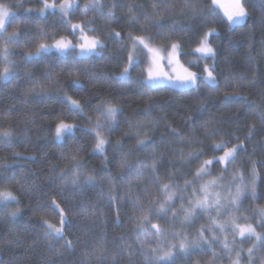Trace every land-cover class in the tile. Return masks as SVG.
I'll return each instance as SVG.
<instances>
[{"label": "trees", "instance_id": "trees-1", "mask_svg": "<svg viewBox=\"0 0 264 264\" xmlns=\"http://www.w3.org/2000/svg\"><path fill=\"white\" fill-rule=\"evenodd\" d=\"M72 2L77 7L67 19L59 12L41 14L44 0H0L14 12L5 35L18 34L15 43L0 38V74L5 67L15 74L0 80V133L11 134L10 143L0 136V192L10 191L18 200L0 206V264H149L153 240L143 236L137 218L139 207L149 203L146 197L161 202L165 198L150 170L153 160L159 161L156 175L173 185L169 192H178L187 209L193 189L185 190V179L191 180L204 160L223 155L212 151L222 141L229 147L242 146L234 164L223 172L224 164L208 166L210 175L196 181V187L215 179L225 193L239 174L251 177L252 184L255 164V197L251 186L241 210L256 216L264 207V0H242L247 18L231 27L221 8L218 15L209 14L212 0H187V7L185 0ZM74 22L95 29L89 32L104 44L99 55L75 58L52 52L25 58L41 43L73 37L67 29ZM210 29H214L209 39L215 49L213 62L194 51ZM130 33L151 37L152 44L179 43L182 63L197 73L196 86L146 87L144 56L127 79H120L132 51ZM211 65L215 86L205 83L204 68ZM77 79L79 84H74ZM72 100L82 105L83 112L73 108ZM107 103L120 110L116 123H107L101 133L109 141L102 155L93 149L92 129L103 110L96 106ZM61 120L77 129L74 136L57 142L55 127ZM206 128L214 134L208 135ZM192 152L202 154L197 158L189 155ZM76 153L80 167L72 159ZM122 160H126L123 168ZM73 171L82 179L68 187ZM89 176L94 180L86 183ZM60 209L66 223L63 237L57 238L46 232L44 222L59 228ZM12 211H17L15 217L9 215ZM147 215L146 228L168 218L155 209ZM180 217L182 209L170 220ZM257 229L264 235L261 224ZM142 242H146L143 249ZM233 246L240 253V264H264V254L253 260L256 252L264 251V241L244 238ZM204 248L175 256L170 264L228 262L220 252Z\"/></svg>", "mask_w": 264, "mask_h": 264}, {"label": "snow or ice", "instance_id": "snow-or-ice-1", "mask_svg": "<svg viewBox=\"0 0 264 264\" xmlns=\"http://www.w3.org/2000/svg\"><path fill=\"white\" fill-rule=\"evenodd\" d=\"M18 6V5H17ZM98 6V5H97ZM187 0H185V7H187ZM77 5H75L72 0H63V3L59 5V11L61 13V16H67L68 13H70L74 8H76ZM90 5H86L84 8V13L86 14ZM55 9L56 5L55 3L49 4L47 0H44V6L42 9H40L41 14L46 12L48 9ZM224 8V15L227 17V22L229 26L231 27L234 24L242 23L247 18V10L244 7L242 0H232V3L229 7H225L223 4H221L220 0H212V4L210 6V12L209 14L212 16H216L219 14V9ZM14 15L8 10V6L0 5V38H4L6 42H17L18 41V34L12 33L11 35H5L7 32V27L9 26V17ZM86 25L82 24H71L70 27L67 29L70 34L75 37L76 32H80V37L78 39L77 43H73L72 40L66 39L65 37H60L58 40H54V43L47 44V43H41L35 53H28L25 57L26 59H32L37 56H41L47 52H50L53 48L58 52L60 56H71L74 55L75 58H87L93 55H99L98 49H103L104 44L103 42L95 37H89L85 33ZM89 31L94 32L95 29H89ZM214 33V29H210L208 33L205 34V38H202L199 42L200 46L195 49V52L201 54V59L213 56L214 57V49L211 46V44L207 40V36ZM119 33H116V36L119 37ZM129 40L132 43V51L128 54V65L130 67H134L137 63H139V57L135 54L137 50L144 51L146 50L145 55H151L153 59V63L156 62V58L163 59L162 56L159 55L160 51H166V49H156L151 47V37H144V36H135L133 37L131 33L129 34ZM142 46V47H141ZM171 54L175 55L178 52V49L180 48L179 43H171ZM76 49H79V51H76ZM5 61H7V56L9 55L7 48L3 50ZM179 63V61H176ZM172 63V59H169V64ZM182 71L176 72L175 75H169L167 72H164L161 70L160 72H153L151 69L147 72V78L142 81V83L148 87H154L155 85L167 82L168 84L172 85L173 87L178 88H184V89H190L196 86V82L198 79L197 73L191 72L188 70V68H184L183 65H180ZM204 71L207 72V79H205L206 84H210L212 86H215V78L213 77L212 71L208 69L207 66H205ZM15 75L10 71L9 68L5 67L3 70V73L0 74V80H6L10 78L11 76ZM129 75V67H125L123 71L119 73V77L122 80H125L128 78ZM74 84H79L78 79L73 81ZM227 98V97H226ZM71 104L75 110L78 112H83V107L80 105L78 101L72 100ZM101 115L105 118L106 121L111 122L112 124L116 123V117H117V106H114L112 104H98L96 106V110H101ZM147 115V113H146ZM104 125H102L97 119L95 127L92 129L96 133L95 135V144L93 146L94 151L103 154L105 152V146L109 143V141L101 134ZM75 129H77L76 124H70L65 123L63 120L58 122L55 127V136L57 140H62L67 135H75ZM175 131V129H173ZM206 133L208 135L214 134L212 130H208L206 128ZM0 136L4 137L7 142H11V134L7 131L0 133ZM183 138V137H181ZM117 144H119V141H117ZM138 145H145L144 140H137ZM240 145L229 147L228 142L222 141L221 143L214 144L212 146V151H223V155L220 156H213L211 159H206L202 162L201 166L197 168L193 174L192 179L188 180L185 179V190L188 187H192V200L190 201V206L187 209H184L183 205H181V209L184 212V219L189 220L191 219L196 210L199 209L201 211L208 212L210 209L215 210L218 214L220 213L221 209L223 208L222 199L228 200L232 205H236L241 197V191H237L235 194H230L229 197H221V194L219 192H211L209 189L210 187H213L216 185V180L213 179L209 181L207 184L200 185L199 189L196 187V181L201 180L205 174H209L207 172L208 166L213 165L214 163H221L224 164L225 167L221 169V172L227 170V165L234 164L237 154L241 150ZM227 149V150H225ZM202 153L200 152H192L189 153L190 156H196L199 158V156ZM126 155V154H125ZM153 155H155L153 153ZM183 155V153H182ZM72 159L74 161H77V167H80L79 164V155L78 153L73 154ZM106 159V157H105ZM121 168L126 166V160H122L121 162ZM158 164L159 161L153 160V163L150 166V170L153 173V175L156 177V185L160 189V195L166 197V199L161 202L159 199L148 196L146 199H148L149 203L147 206L141 205L139 207V211L141 215L137 218V226L139 227L141 232L149 233L153 236L160 237L165 232V229L161 228L158 224H151V229L146 228L144 225V222L149 220L148 213H151L154 209L157 211V213H164L166 212V209L170 207L171 205L169 202H171L174 197V192H169V189L173 187L171 183H163V181L160 179V177L157 174L158 172ZM256 169L255 164H253V170H252V194L253 197H255V182H256ZM169 179L171 180L172 177L169 176ZM78 177L72 178V183L75 185L77 183ZM94 180V177L89 176L86 183H91ZM200 192L201 195H197V192ZM115 197L110 196V201H115ZM183 199V197H181ZM16 201L18 203V200L16 196L10 192H0V206L7 205L8 203ZM53 204H55V201L53 200ZM57 207H59L57 205ZM10 216L15 217L17 215V211H12L9 213ZM60 216L61 226L59 228L55 227L54 225L48 224L47 221L44 223L47 225L46 232L50 235H54L57 238L63 237V227L66 223V218L64 216L63 209H60ZM259 216H260V223L261 226L264 227V208H261L259 210ZM209 219L211 221V226L207 229H205L203 226L198 230V238L196 240L189 241L187 237H184V239L180 240L178 244H170L168 246V251H163L161 248L152 249V258L149 262V264H170L172 261L174 251L178 248L181 252L187 253L190 249L193 248H203V246L207 245L209 248L211 247V244L213 241H210L205 236V231L213 232V237L215 236L214 229H218L220 232H224L226 230L227 225L231 224V231L232 235L235 237L236 235H239L242 238L251 239L253 236L256 237L258 241H264V235L257 233L255 228L250 224L241 225L237 223L235 218H230L228 222L221 223L218 219L213 218L209 215ZM117 221H119V215L117 214ZM155 230V231H152ZM70 244V242H69ZM146 242L141 243V248H145ZM223 247L226 250H229L231 252V249H229V244L225 240L223 242ZM248 252L250 254L251 258V252L252 249H248ZM162 253V254H157ZM213 256H215V252H213ZM240 253H236V259L232 261V264H240Z\"/></svg>", "mask_w": 264, "mask_h": 264}, {"label": "rangeland", "instance_id": "rangeland-1", "mask_svg": "<svg viewBox=\"0 0 264 264\" xmlns=\"http://www.w3.org/2000/svg\"><path fill=\"white\" fill-rule=\"evenodd\" d=\"M47 2L49 4L55 3L56 8L55 9H51V8L48 9L46 12L43 13V15L48 13V12H59L60 13L59 5L61 3H63V0H61V1L51 0V1H47ZM220 2L225 7H229L231 5L228 1L221 0ZM5 6H8V5H5ZM92 6L93 5L90 4V7H92ZM8 10L14 14L11 7L8 6ZM221 10L224 14V8H221ZM71 13H72V11L70 13H68V15L65 17L67 19H70ZM10 18H11V16L9 17V20H10ZM73 24H79V23L74 22ZM76 33H77V35L75 37H66V39L72 40V42L74 44L77 43L78 39L80 37V32L77 31ZM85 33L89 37H92V35L89 32V29L87 27L85 28ZM206 38H207L208 42L210 43V40H209L210 35H208ZM48 44H51V43H48ZM151 47L156 48L158 50L163 48V49H166V51H160L159 55L162 56L163 59L156 58V62L153 63L154 58L151 55L146 56L145 55L146 50H144V51L137 50V52L135 54L139 57V59L141 58V56H144V58H145L144 63H145V67H146V78H147V72L149 69H151L153 72H160L161 70H163L164 72H167L169 75H175L176 72L182 71L180 65H183L184 68H187L182 63L181 58H180L181 45H180V48L178 49L177 54H175V55L171 54L170 45L166 46V45H159V44H152L151 43ZM213 49H214V47H213ZM76 51H79V49H76ZM98 51L100 53L101 49H98ZM52 52L58 53L54 48L50 52H47V53H52ZM214 53H215V49H214ZM198 54H200V53H198ZM206 58H209L213 62L214 58H215V54H214V57L209 56ZM169 59H172L171 64H169ZM177 60L179 61V63L176 62ZM126 67H129V71H130L131 67L129 65H127ZM208 69L210 71H212V65L208 66ZM188 70L191 71L190 69H188ZM212 74H213V72H212ZM213 77H214V75H213ZM205 78L207 79V72H205ZM164 84L170 85L166 81L159 83L157 85H164ZM170 86H172V85H170ZM107 104H109V103H107ZM110 104L117 106V114H118L119 110H120L119 105L114 104V103H110ZM99 121L104 126L107 123H109V121H106L102 115L100 116ZM96 122L97 121L94 122L93 128L95 127ZM70 124H72V123H70ZM63 140H64V138L62 140L56 139L57 142H63ZM102 155H106V147H105V152ZM74 176L78 177L77 183L79 181H81V179H82L81 173H79L78 171H73L72 174L67 178L66 185L68 187L75 186L77 184L76 183L74 185L72 183V178ZM235 182H236L235 185H232V183H231V186L229 187V189L227 188L225 193H221L220 189L217 187V182H216V185L213 187H210L209 190L211 192H214V193L219 192L221 194L222 198L229 197L230 194H235L238 190L241 191V197H240V199L236 205H232L230 202H228V200L222 199V204L224 206L221 209L219 214L215 210H211V209L208 211V213H206L205 211H201V210L197 209L194 216L191 219L185 220L184 217L183 218L180 217V219L177 220L176 222H172L170 220V218L173 217V215L176 214L181 209V205H183V202L181 201L180 194L178 192H174L175 197L171 202H169V204L171 206L166 209V214H167L168 218L167 219L164 218L159 223H157L158 225L161 226V228L165 229V232L163 233V235L160 237H156V236H153L149 233L143 232V236L147 237L148 239L151 236V239L153 240V244H154L153 249L161 248V249H163V251H168V246L170 244H178L180 240L184 239V237H187L189 241L196 240L198 238L197 232L202 226L205 229H207L211 226V221L209 219V215L213 218L218 219L221 223H226L229 221L230 218H235L237 223H239L241 225L250 224L255 228L257 233H260L263 235V233L257 229V226H259L261 224L259 212L255 213L256 216H252L251 214H248L245 211L241 210V202H243L244 199L246 197H248L250 194V187L252 186L251 177L243 175V174H239V176L236 178ZM165 199H166V197L164 198V200ZM184 203H186V202H184ZM183 207H184V205H183ZM262 208H264V207H262ZM147 228L151 229V226H149ZM152 231H155V230H152ZM214 233H215V236L213 237V232L205 231V236L210 241H213L210 248L214 249L217 252H220L222 254L223 258L226 261H228V262H225L226 264H232V261L234 259H236V251H234L235 249L233 246V242L241 241L244 238L240 237L239 235H236L235 237L232 235L230 223L227 225L226 230L224 232H220L218 229H214ZM253 237L256 239L255 236H253ZM225 240L228 242L229 249H231V252H229V250L224 249L223 242ZM256 241L258 243L261 242V241H258L257 239H256ZM201 250H206V248H204V246H203V248H201ZM157 254H162V253H157ZM184 254L185 253L181 252L177 248L174 251L173 257H175V256L180 257V256H183ZM263 254H264V251L256 252L255 258L253 260L255 262H257L258 258L263 257ZM262 262H263V259L260 260V263H262Z\"/></svg>", "mask_w": 264, "mask_h": 264}]
</instances>
